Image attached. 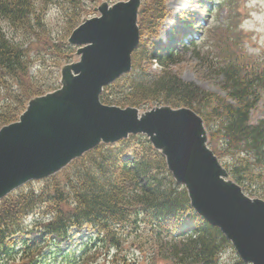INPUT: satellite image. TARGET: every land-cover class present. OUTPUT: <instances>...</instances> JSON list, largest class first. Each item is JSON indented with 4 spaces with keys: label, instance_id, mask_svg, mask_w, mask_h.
<instances>
[{
    "label": "trees",
    "instance_id": "1",
    "mask_svg": "<svg viewBox=\"0 0 264 264\" xmlns=\"http://www.w3.org/2000/svg\"><path fill=\"white\" fill-rule=\"evenodd\" d=\"M98 1L0 0V129L17 122L32 98L59 88L58 71L76 52L68 39ZM167 2H143L138 21L143 37H158L168 17ZM220 7L227 14L216 29V52L207 38L210 27L203 29L200 41L184 43L182 35L195 24L183 17L181 31L167 46H157L155 53L148 43L139 45L132 72L107 86L101 101L141 111L153 106L193 110L215 130L211 149L215 137H222L219 153L213 152L226 157L230 178L247 195L264 200V120L251 123L264 94V61L240 48L237 0H225ZM53 12L62 20L57 32L49 23ZM187 54L197 58L204 74L221 79L224 96L185 81L174 70ZM152 63L161 70L152 72ZM74 230L91 235L82 247L63 252L60 244ZM0 264L245 263L219 229L195 214L165 158L138 135L100 145L56 176L3 199Z\"/></svg>",
    "mask_w": 264,
    "mask_h": 264
},
{
    "label": "water",
    "instance_id": "2",
    "mask_svg": "<svg viewBox=\"0 0 264 264\" xmlns=\"http://www.w3.org/2000/svg\"><path fill=\"white\" fill-rule=\"evenodd\" d=\"M141 0L104 4L69 38L80 61L65 66L62 87L29 102L18 122L0 130V200L62 171L101 144L145 135L166 159L191 207L231 242L245 264H264V200L248 197L207 146L202 118L188 108L140 113L101 103L103 89L132 70L140 43Z\"/></svg>",
    "mask_w": 264,
    "mask_h": 264
},
{
    "label": "rangeland",
    "instance_id": "3",
    "mask_svg": "<svg viewBox=\"0 0 264 264\" xmlns=\"http://www.w3.org/2000/svg\"><path fill=\"white\" fill-rule=\"evenodd\" d=\"M129 1L130 0H100L94 5L90 6L89 10L87 11L88 14H86L83 17L82 21L86 19H92L94 17H100L101 12L99 10L100 8L103 7L104 4L112 6L113 3L116 2L119 3V2H129ZM144 1L145 0H141V6ZM213 1L214 0H168L167 2L168 17L161 25L158 37L156 38L151 36L143 37L141 35L140 44L148 43L149 45H151L153 52L156 53L157 46H161V47L167 46L170 43L172 37L177 32L181 31L183 25L182 18L187 17L198 25H196L194 28H189L191 29V31L189 29H186L188 33L184 34L185 43H188L189 37L191 36L197 37V35L199 36V34H201L200 31L202 30L203 25L209 26L210 33L207 34L208 35L207 38H209L210 36L211 38L210 44L212 46V51L216 52L215 48L218 40V32L216 31V29L218 28V24L221 25L224 22L226 18V10H222V9L220 10L218 8V4L214 5ZM217 1H222V0H217ZM237 2L240 9V17L237 23L240 24V29L242 30V33L240 35L241 36L240 48L242 50H244L245 48V50H247L250 54L255 55L257 62L259 63L263 62L264 61V0H237ZM208 9L211 10V13L209 14L206 13ZM148 10L149 9H147V12L149 13ZM49 20H50L49 21L50 26L53 25L52 28L55 32L60 30L62 20L59 18L58 15H56L53 12L49 17ZM138 21H139V17H138ZM214 30L216 32V35L214 33ZM77 52H78V48H76V52L73 54V61L71 63L79 62L80 57L77 54ZM192 57L193 55L187 54L186 62L180 66H177L176 68H174V70H176L178 74H180L185 81L195 83L197 86L201 87L206 91L217 93L220 96H224V94L220 91V86H219L221 79L214 78L212 75H209L207 73L204 74L197 58L193 60ZM253 59L255 60L254 57ZM49 61L50 60L47 56V62ZM41 63L42 62H38L37 64L41 65ZM71 63L65 64L59 69L58 71L59 88L56 90L60 89L62 69L65 66L70 65ZM41 67L45 68L47 67V65L45 66L41 65ZM33 70H35V67L33 68ZM150 70L152 72H159L161 70V67L157 63H152ZM53 92L55 91L49 93H53ZM160 107H166V106H153L149 108V111ZM261 120H264V94L261 97V101L259 105L252 112L251 123L256 124ZM205 130L207 132V138H208L207 144H208L211 141L210 132L213 133L215 132V130L213 129L212 126H205ZM222 142H223L222 137L217 139L216 136L215 140L212 141V144L210 145L212 149L211 148L210 149L212 151L215 150L217 153H219L217 147L222 146ZM218 159L222 167L224 168V165L226 163V157L220 156V158L218 157ZM229 180L233 181V179H231L230 176H229ZM248 197L252 199L257 198L250 195H248ZM90 235L91 233L85 230L82 233H77V231L74 230L71 234V239L60 244V250L65 252L68 250V248L73 250L76 249V247L80 248L83 246V244H85L86 239H88ZM231 255L232 254L228 252L227 255L225 256V259L227 261L231 260Z\"/></svg>",
    "mask_w": 264,
    "mask_h": 264
}]
</instances>
